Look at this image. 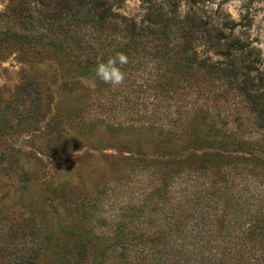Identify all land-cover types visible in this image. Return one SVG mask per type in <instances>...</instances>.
Segmentation results:
<instances>
[{"label":"trees","instance_id":"trees-1","mask_svg":"<svg viewBox=\"0 0 264 264\" xmlns=\"http://www.w3.org/2000/svg\"><path fill=\"white\" fill-rule=\"evenodd\" d=\"M94 1L0 14V61L16 53L25 65L60 62L51 80H21L38 91L18 89L8 101L0 139L10 133L5 122L16 121V103L25 107L15 112L19 123L51 116L43 146L66 150V118L53 104L81 93L78 128L134 132L154 150L126 147L128 156L112 158L113 166H132L109 189L118 194L108 204L114 212L86 196L72 205L71 222L57 220L55 236L37 212L11 221L0 213V264H38L44 255L48 264H264V72L254 49L213 26L225 58L215 62L199 54L196 38L180 35L184 25L170 14L154 21L163 8L153 0H142L149 10L140 22ZM118 53L128 63L114 87L96 69ZM18 154L2 153L11 160L2 172L14 169ZM17 175L29 179L25 170Z\"/></svg>","mask_w":264,"mask_h":264},{"label":"rangeland","instance_id":"rangeland-1","mask_svg":"<svg viewBox=\"0 0 264 264\" xmlns=\"http://www.w3.org/2000/svg\"><path fill=\"white\" fill-rule=\"evenodd\" d=\"M103 1L95 0L94 3L103 4ZM68 2L69 0H0V14L20 12L28 16L33 8L41 11L46 7L56 10L67 7ZM105 2L115 11L138 22L147 17L149 10V5L142 0ZM153 5L163 8L162 12L153 16V20L158 22L160 14H170L167 18H171L173 23L184 25L180 29V35L189 39L196 38L194 44L200 55L211 57L215 62L225 61L220 51H217V42L222 37L212 29L214 26L220 28L225 35L232 32L234 36L247 42L250 49H254L252 60H255V68L264 72V0H153ZM59 60L62 61V58L59 57ZM57 68H60L59 61L25 65L19 62L16 53L7 54L0 61V115L18 89L24 94L37 93L34 85L22 83L24 77L39 81L51 80ZM66 72L73 73L68 67ZM55 88L53 87L54 90ZM78 95H59L53 104V112L66 118L65 129L71 139V145L59 153L46 150L43 146V136L50 129L47 119L51 116L47 119H27L19 123L15 112L19 113L25 107L13 104L12 115L16 121L9 118L5 122L11 124L10 133L0 139L1 217L11 221L20 214L30 216L37 212L39 218L44 220L48 233H54L55 236L57 220L71 222L72 205L80 203L79 200L86 196L92 201L96 197L101 198L99 203L103 212H114L108 204H112L118 194L110 193L109 189L115 186L112 184L128 176L132 166L128 162L113 166L112 158L122 159L128 156V153L122 151L126 147L133 151L153 152L151 140L140 139L134 132L104 134L99 132L98 127L78 128L76 113L86 104V96L81 93ZM14 149L19 151L18 162H14L12 171L2 172L6 165L11 164V160L2 153H10ZM23 170L29 172V179L20 182L17 173ZM48 262V256L44 255L38 264Z\"/></svg>","mask_w":264,"mask_h":264},{"label":"clouds","instance_id":"clouds-1","mask_svg":"<svg viewBox=\"0 0 264 264\" xmlns=\"http://www.w3.org/2000/svg\"><path fill=\"white\" fill-rule=\"evenodd\" d=\"M128 63V57L123 53H118L115 57L108 59L106 63H101L96 69V75L105 83L112 86L123 84L125 73L122 66ZM119 65V66H118Z\"/></svg>","mask_w":264,"mask_h":264}]
</instances>
